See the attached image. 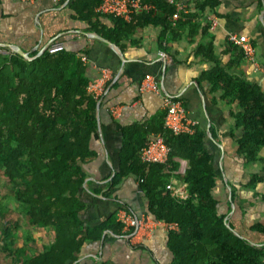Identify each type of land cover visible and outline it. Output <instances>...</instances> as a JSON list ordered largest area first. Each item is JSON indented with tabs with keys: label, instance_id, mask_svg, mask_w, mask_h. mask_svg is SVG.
Returning <instances> with one entry per match:
<instances>
[{
	"label": "trees",
	"instance_id": "1",
	"mask_svg": "<svg viewBox=\"0 0 264 264\" xmlns=\"http://www.w3.org/2000/svg\"><path fill=\"white\" fill-rule=\"evenodd\" d=\"M138 1L152 5V9L134 12L128 21L97 12L101 0H70L68 7L74 19L87 24L86 31L96 32L121 49L122 40L136 27L160 24L162 41L167 30L173 33L184 19L190 20V1L173 24L169 19L176 6L170 0ZM218 4L219 0L193 1L195 10L202 12L215 13ZM100 17L109 18L112 25L101 24ZM87 58L86 48L76 52L64 45L55 53L44 50L31 60L0 52V175L16 203L15 208L0 204V264H71L86 243L98 242L103 235L105 241L113 238L105 231L150 253L142 244L134 246L124 239L132 228H124L117 212H129L127 204L111 202L114 208L92 225L81 217L86 208L81 197L87 175L84 165L96 156L91 138L97 128L95 108L99 100L86 88L92 80ZM206 78L212 89L220 85V98L237 108L231 110L234 125L240 130L236 154L246 163L259 160L264 147V94L244 79L221 73L207 74ZM163 119L164 111L146 124L120 125L118 163L108 181L109 191L133 178L145 199L146 214L174 225L165 233L166 264H264V247L235 235L232 223L231 229L224 223L230 208L227 204L223 209L213 194L218 179L213 155L204 147L203 131L196 128L191 134L175 135L164 130ZM156 133L166 136L170 147L167 160L141 162L139 150ZM175 157L187 160L183 173L176 172L179 162ZM172 177L186 184V197L172 193ZM262 180L253 172L243 187L255 188ZM12 212L21 214L22 222L10 221ZM23 224L41 236V248L34 253L25 251L24 244H15V231ZM249 229L264 235V223L255 222ZM89 264L119 263L104 258Z\"/></svg>",
	"mask_w": 264,
	"mask_h": 264
},
{
	"label": "crops",
	"instance_id": "2",
	"mask_svg": "<svg viewBox=\"0 0 264 264\" xmlns=\"http://www.w3.org/2000/svg\"><path fill=\"white\" fill-rule=\"evenodd\" d=\"M69 1L0 0V42L14 44L30 56L52 42H62L65 48L76 52L82 48L88 50V74L90 81L99 85V106L95 110L97 128L91 138L96 156L84 165L87 175L81 197L86 208L81 217L85 224L98 223L114 208L111 202L119 201L128 205L132 216L148 217L147 226L152 227L151 232L143 229L144 236L124 235L129 244H142L150 253L130 247L105 231L104 234L113 238L105 241L103 235L98 242L86 243L77 261L71 264H89L104 258L119 264H166L169 260L164 244L167 228L163 222L155 224L146 214L145 199L137 181L128 177L113 190L108 189L118 163L120 125L146 124L153 115L164 111L162 95L140 90L141 79L147 73L157 81L161 94L182 101L195 129L203 131L204 147L213 155L218 179L213 194L223 209L227 204L230 208L227 222L240 235L264 247V235L249 229L255 222L264 223V147L255 162L246 163L236 154L235 141L240 130L234 125L231 110L237 108L220 98V85L212 89L211 81L206 78L207 74L221 73L244 79L256 84L264 94V0H219L215 13L195 10V0H177L185 6L190 1L189 21L184 19L173 33L167 30L162 41H159L163 28L160 24L136 27L128 39L122 40V49L115 43L116 47L112 48L88 36V32L94 31H86L87 24L73 18ZM176 19L171 17L169 22L173 24ZM99 20L101 24L112 25L109 18ZM229 33L246 36L254 48V62L229 42ZM0 52L11 51L0 47ZM174 159L179 162L176 172L183 173L187 160ZM253 172H258L263 180L255 188L243 187ZM170 183L185 192L186 184L180 179L172 177ZM123 211L118 209L117 214Z\"/></svg>",
	"mask_w": 264,
	"mask_h": 264
},
{
	"label": "built area",
	"instance_id": "3",
	"mask_svg": "<svg viewBox=\"0 0 264 264\" xmlns=\"http://www.w3.org/2000/svg\"><path fill=\"white\" fill-rule=\"evenodd\" d=\"M23 1H33V0H23ZM176 6V11L172 14V18L176 19L179 16V11L185 7L182 1L170 0ZM152 9V5L140 3L138 0H101L99 5L96 7V11L111 15L113 17L122 18L125 21L130 19V16L134 12L148 11ZM229 42L235 44L241 49V52L245 58L254 62V48L247 41L246 36L236 35L235 33H229L227 35ZM63 48L61 42H52L46 47L48 53H55ZM159 55H163V52H159ZM141 91H153L163 98V109H164V119L163 127L164 130L171 132L172 134H191L195 130V123L186 116L185 108L182 101L173 96L167 94H161L157 81L150 75L145 74L140 82ZM87 91L92 93L95 97L99 96V85L95 81H89L87 86ZM170 152V147L166 143V136L164 133H156L150 139L149 143L142 147L138 152V157L141 162L150 163H163L167 160L168 154ZM172 189L173 194H177L181 197H186V193L180 190V188L173 187L169 185ZM120 221L124 223V228L132 230L128 233V238L132 236H144L142 231L147 228L148 232H151V228L147 226L148 217H134L128 212H121L118 214ZM155 224L158 221H153ZM166 228L173 227V224H165Z\"/></svg>",
	"mask_w": 264,
	"mask_h": 264
},
{
	"label": "rangeland",
	"instance_id": "4",
	"mask_svg": "<svg viewBox=\"0 0 264 264\" xmlns=\"http://www.w3.org/2000/svg\"><path fill=\"white\" fill-rule=\"evenodd\" d=\"M0 204L3 207L6 208H15V201L11 197L8 186L4 180V178L0 175ZM22 215L17 212L11 213V219L18 220L22 222ZM16 234V245H25V251L29 253H34L35 251L39 250L41 248V236L36 233V231H33L28 226H25L24 224L17 228L15 231Z\"/></svg>",
	"mask_w": 264,
	"mask_h": 264
},
{
	"label": "water",
	"instance_id": "5",
	"mask_svg": "<svg viewBox=\"0 0 264 264\" xmlns=\"http://www.w3.org/2000/svg\"><path fill=\"white\" fill-rule=\"evenodd\" d=\"M87 35H88V36H91V37H94V38H97V39H99V40H101V41L107 43V44L110 45V47H112V48L116 47V46L114 45L113 42L109 41L108 39L102 37L101 35H99V34H97V33H94V32H88ZM48 45H49V44H48ZM48 45H46L44 48H42L40 51H38L37 54L30 56L26 51H23L20 47L14 45V44L5 43V42H0V47H2V48H6V49L10 50L12 53H16V54H18V55L22 56V57H23L24 59H26V60H31V59H33V58L39 56V55H40V54L46 49V47H47ZM119 57H120V60H123V58H122L121 55H119ZM98 106H99V102H97L95 110H97ZM224 223H225V225H226L228 228H230L229 223H228L227 220H226V217L224 218ZM230 229H231V228H230ZM231 230H232V232H233L235 235L240 236V237H243L242 235H240V234H239L237 231H235L234 229H231ZM250 243H251V244H254V243H252V242H250Z\"/></svg>",
	"mask_w": 264,
	"mask_h": 264
}]
</instances>
